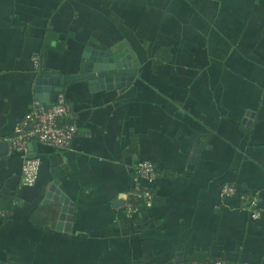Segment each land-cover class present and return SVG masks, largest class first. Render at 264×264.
Returning <instances> with one entry per match:
<instances>
[{
	"label": "crops",
	"instance_id": "0c3cea01",
	"mask_svg": "<svg viewBox=\"0 0 264 264\" xmlns=\"http://www.w3.org/2000/svg\"><path fill=\"white\" fill-rule=\"evenodd\" d=\"M123 48L138 60L125 87L64 81L76 132L66 148L33 141L23 183L7 138L38 72ZM3 140L0 264H264V0H0ZM140 159L151 181L134 178ZM54 180L73 204L60 226ZM137 185L152 204L130 214Z\"/></svg>",
	"mask_w": 264,
	"mask_h": 264
},
{
	"label": "built area",
	"instance_id": "2783aa9c",
	"mask_svg": "<svg viewBox=\"0 0 264 264\" xmlns=\"http://www.w3.org/2000/svg\"><path fill=\"white\" fill-rule=\"evenodd\" d=\"M32 61L36 67L39 66L37 55L32 56ZM76 129L72 111L63 91H57L50 104L34 96L28 110L16 122L12 134L7 138L10 147L22 154V182L28 185L33 184L39 168V158L30 153L29 142L39 141L56 148H66ZM155 175L156 168L150 160L140 159L135 163L134 178L136 180L143 178L151 181ZM235 190V186L229 183L222 184L220 189L221 194H231ZM251 203H255V200L253 199ZM142 204L147 206L152 204V192L146 185H137L131 191L130 200L126 201V210L132 214ZM212 264L227 263L216 259Z\"/></svg>",
	"mask_w": 264,
	"mask_h": 264
},
{
	"label": "water",
	"instance_id": "95a60500",
	"mask_svg": "<svg viewBox=\"0 0 264 264\" xmlns=\"http://www.w3.org/2000/svg\"><path fill=\"white\" fill-rule=\"evenodd\" d=\"M98 55L87 56L88 61L84 72L75 75H60L51 72L39 71L35 79L33 90L34 96L46 104L54 100L56 92L63 90L65 80L73 78H88V82L93 88H123L129 84L136 72L138 60L132 50L123 48L116 52L109 50H96ZM5 148L8 147L6 141H1ZM30 153L33 154V143H28ZM56 200L60 202L57 226H60L64 219H70L72 212V201L69 196L60 190L57 181L54 180L45 194L44 201ZM68 225V222H66ZM68 228V227H66Z\"/></svg>",
	"mask_w": 264,
	"mask_h": 264
},
{
	"label": "trees",
	"instance_id": "16d2710c",
	"mask_svg": "<svg viewBox=\"0 0 264 264\" xmlns=\"http://www.w3.org/2000/svg\"><path fill=\"white\" fill-rule=\"evenodd\" d=\"M162 56H164V55H162ZM162 58H165V56H164V57H162Z\"/></svg>",
	"mask_w": 264,
	"mask_h": 264
}]
</instances>
